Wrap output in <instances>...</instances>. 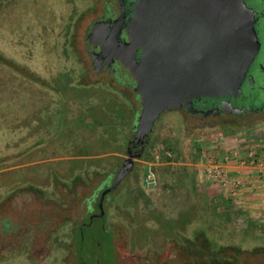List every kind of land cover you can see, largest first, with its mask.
Returning a JSON list of instances; mask_svg holds the SVG:
<instances>
[{
	"label": "rangeland",
	"instance_id": "obj_1",
	"mask_svg": "<svg viewBox=\"0 0 264 264\" xmlns=\"http://www.w3.org/2000/svg\"><path fill=\"white\" fill-rule=\"evenodd\" d=\"M106 1L0 0V264H264V217L206 170L225 169V147L256 165L264 121L193 130L179 110L161 114L132 171L105 196L104 217L91 225L107 228L95 234L100 246L87 239L79 249L78 229L98 212L140 110L131 75L130 85L100 79L85 51L86 29ZM152 211L142 237L149 243L135 248L133 216ZM159 213L188 221L186 229L176 239L153 234ZM203 223L241 250L222 262L189 253L179 238L201 244L193 230Z\"/></svg>",
	"mask_w": 264,
	"mask_h": 264
},
{
	"label": "water",
	"instance_id": "obj_2",
	"mask_svg": "<svg viewBox=\"0 0 264 264\" xmlns=\"http://www.w3.org/2000/svg\"><path fill=\"white\" fill-rule=\"evenodd\" d=\"M119 4V17L94 23L89 37L99 54L110 53L134 77L140 110L133 140L141 150L126 151L111 186L100 194L99 217L105 196L132 171L162 113L205 99H222L214 110L242 111L227 98L242 91L259 48L254 11L244 0H133L126 20ZM122 32L127 40L120 39Z\"/></svg>",
	"mask_w": 264,
	"mask_h": 264
},
{
	"label": "flooded vegetation",
	"instance_id": "obj_3",
	"mask_svg": "<svg viewBox=\"0 0 264 264\" xmlns=\"http://www.w3.org/2000/svg\"><path fill=\"white\" fill-rule=\"evenodd\" d=\"M121 1L126 20L132 9L133 0ZM244 2L254 11V30L259 43V48L253 61L250 63L246 71L245 79L241 84L242 91L235 99L227 98V100L232 102L234 106L241 107L242 111L233 113L227 108L225 110H214L219 106L222 99H205L201 101H194L193 107H191L190 109H179L184 119L190 116V118L195 121L193 124H191L190 129L194 130L197 129V127L217 126L220 124H249L258 120L264 121V0H244ZM101 10V17L93 20L90 23V25L86 29L84 37L85 51L89 56L93 72L104 81L106 80L107 82H110L116 80L121 84L130 85L131 83L127 76L128 74H130L131 78L134 79V77L129 72V69L125 67L120 61L115 59L111 60V57L109 55L110 53H108V55L99 54V47H95L94 43L90 41L89 36L92 33L94 23L103 19L106 21L111 20L112 22H114L119 17L121 10L119 0H107ZM109 26H111L110 29L116 30L118 24L110 23ZM120 39L127 40L128 38L127 36H125L124 32H122ZM132 83L134 85L135 80ZM132 89L134 90V86H132ZM125 148V151L130 150L132 154L139 153L141 150L138 143H136L133 139L127 141ZM104 189L105 188H102L100 194ZM99 197L96 203L98 212L94 210L90 213L96 216H93L91 220L89 218V224L85 223L84 226L85 228L87 227V229L83 239L85 242H88L89 240L92 245H94L96 242L95 234L98 232L99 234H103L107 229H103L105 227L104 224V226L100 224L98 226L99 228H96V232L95 228L93 229V227H91L94 221L93 218H100L101 220L104 217L97 216L99 214V209L97 206ZM98 254L100 258L102 254L100 252ZM99 260L96 259V261Z\"/></svg>",
	"mask_w": 264,
	"mask_h": 264
},
{
	"label": "trees",
	"instance_id": "obj_4",
	"mask_svg": "<svg viewBox=\"0 0 264 264\" xmlns=\"http://www.w3.org/2000/svg\"><path fill=\"white\" fill-rule=\"evenodd\" d=\"M126 144L127 143H125V145L123 147H125ZM134 214H135V212H134ZM156 216H158V213L154 212V211H152L151 213H147V214L137 213L136 215L133 216L134 217V219H133V235H134L133 236V246L135 248H142L146 244L149 243L148 237L144 238L146 240L148 239V242H146V240L142 239L143 234H145V233H143V230L145 232L146 231L150 232V230H151V229L149 230V227L146 226L145 222L147 220H149L150 218L156 219ZM159 216H161V214ZM157 222L159 224L158 225L159 228L156 231L152 230V232H154L153 234L159 235L160 233L161 234L164 233V234H167L168 239H176L175 238L176 236L174 237V235H178L179 232L184 231L186 229V223L188 221H185L182 218L174 221V220L163 218L161 216L160 219L157 220ZM87 223H89V222H87ZM84 226H85V224H82L78 229L77 235H78V247H79V249H80V247L83 246V242H84L83 237L85 236V232H86V228ZM103 229H106V227H104ZM193 231H194L195 235H199L202 237L201 244H194L195 240H192V239L187 238V237H185L184 240H181V238H179V241L181 242V244H183V248L185 250L189 251V253L194 252L198 256H203V255L205 256L206 255L208 258H211L214 260H219L220 262H222L225 259H228L230 256H232L231 252L241 250L240 245H237L234 243L225 244L224 242H221L220 239L218 238V236L215 233H213V231L208 226V224L203 223L201 226L195 227ZM151 244L153 245V247H157L154 245L153 242H151ZM94 245L100 246V244H98V242H95ZM230 259H231V257H230ZM100 263H101V260L98 262H96V260H95L93 264H100Z\"/></svg>",
	"mask_w": 264,
	"mask_h": 264
},
{
	"label": "crops",
	"instance_id": "obj_5",
	"mask_svg": "<svg viewBox=\"0 0 264 264\" xmlns=\"http://www.w3.org/2000/svg\"><path fill=\"white\" fill-rule=\"evenodd\" d=\"M227 138L225 137L224 139L226 140ZM231 138H233L232 141L236 139L238 144L242 142V139L236 136H231ZM257 142L254 145L256 148L264 146L262 139ZM260 151L259 156L256 157V165L248 162L249 158H246V153L237 152V149L225 147L223 155L228 153L231 159L229 161L226 160L224 163L228 177L231 180L240 179V184L235 194L236 203L242 206L243 209L253 212L256 216L261 215V217H264V212L261 211L264 210V165H260L259 162L264 159V149Z\"/></svg>",
	"mask_w": 264,
	"mask_h": 264
},
{
	"label": "built area",
	"instance_id": "obj_6",
	"mask_svg": "<svg viewBox=\"0 0 264 264\" xmlns=\"http://www.w3.org/2000/svg\"><path fill=\"white\" fill-rule=\"evenodd\" d=\"M251 155V153H249ZM207 174L211 176L215 181L220 182L222 186L231 185L233 189H237L240 180H231L223 166L221 165H209L207 168ZM154 180V174L152 172H148L145 177L146 184H150ZM233 191V190H232Z\"/></svg>",
	"mask_w": 264,
	"mask_h": 264
}]
</instances>
